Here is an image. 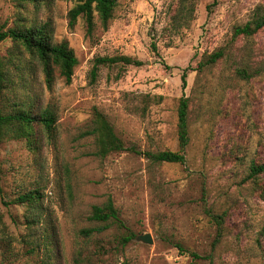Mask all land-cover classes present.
<instances>
[{
  "label": "rangeland",
  "instance_id": "374dc122",
  "mask_svg": "<svg viewBox=\"0 0 264 264\" xmlns=\"http://www.w3.org/2000/svg\"><path fill=\"white\" fill-rule=\"evenodd\" d=\"M215 1L186 0L194 12L175 20L182 0H117L108 26L95 13L89 33L84 17L70 25L72 0H0L1 29L51 18L55 42L78 59L72 83L57 71L49 89L22 47L0 43L12 73L0 107L58 118L53 139L40 130L35 144L0 143V264H191V253L194 264H264V175L248 177L251 161L264 162V29L234 37L264 17V0ZM115 56L144 65L100 66L92 81L95 59ZM183 97L186 163H155L146 153L179 150ZM96 111L124 151L95 155L85 132ZM35 190L41 206L15 203ZM109 198L123 225L90 218ZM145 234L153 244L138 240Z\"/></svg>",
  "mask_w": 264,
  "mask_h": 264
},
{
  "label": "trees",
  "instance_id": "16d2710c",
  "mask_svg": "<svg viewBox=\"0 0 264 264\" xmlns=\"http://www.w3.org/2000/svg\"><path fill=\"white\" fill-rule=\"evenodd\" d=\"M36 1V0H33ZM75 6L69 13L70 25L73 26L80 17H84L88 26L89 33H92L95 22V13L105 27L113 18L114 10L117 6V0H72ZM217 1V0H216ZM215 1V3H216ZM186 0H182L181 7L178 9L175 20H180L185 15L194 12V7L186 8ZM264 29V17L255 18L242 26H237L234 30V37H253L259 31ZM55 27L51 18L43 22H20L12 28L3 30L0 28V43L8 39L12 40L37 62L45 77V82L49 89H52L56 80V72L67 84L72 83L74 70L78 65V59L74 50L70 47L68 41L55 42ZM223 57V52L219 51L210 56L207 65L215 64ZM135 66L141 67L144 62L129 56L115 57H97L94 67L91 71L92 81H95L100 66ZM10 61L0 59V93L12 85ZM184 85L186 84V75L183 76ZM189 98L183 97L180 100L178 111V151H162L157 153H146L155 163L184 164L186 163V151L190 143L189 129ZM57 115L50 108H45L41 112H35L34 108H25L19 105L16 108L0 107V143L7 137L15 139H26L28 143L35 144L38 131L43 130L49 139L55 137L57 128ZM92 128L85 134L95 138V155L100 158H106L114 152L124 151L125 144L116 134L113 126L107 118L100 112H95L92 120ZM264 175V162L251 161L249 165V179L256 180ZM1 182V178H0ZM16 204H26L27 206H41V193L39 190L20 195L15 201ZM218 224L222 228L223 216H217ZM98 222H116L123 225L120 220L117 209L111 198L103 206H95L90 217ZM134 239V235L124 238V243ZM180 251H184L182 246H177ZM194 261L201 258L196 253H191ZM193 263L191 264H194Z\"/></svg>",
  "mask_w": 264,
  "mask_h": 264
},
{
  "label": "water",
  "instance_id": "95a60500",
  "mask_svg": "<svg viewBox=\"0 0 264 264\" xmlns=\"http://www.w3.org/2000/svg\"><path fill=\"white\" fill-rule=\"evenodd\" d=\"M138 240L142 241L143 243H146V244H153V239H152V236L150 234H145V235L139 236Z\"/></svg>",
  "mask_w": 264,
  "mask_h": 264
}]
</instances>
